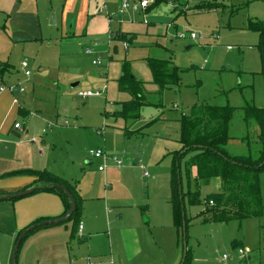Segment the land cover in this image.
I'll return each instance as SVG.
<instances>
[{"label": "crops", "instance_id": "1", "mask_svg": "<svg viewBox=\"0 0 264 264\" xmlns=\"http://www.w3.org/2000/svg\"><path fill=\"white\" fill-rule=\"evenodd\" d=\"M122 1L0 0V88L3 85L9 87L14 85L18 90L24 89L23 93L18 90L14 93L0 90V195H13L36 187L41 183L39 173L45 171L75 190V197L80 206L78 215L75 218L72 217L70 221L56 226H45L29 233L20 245L17 264H88V261L91 264H183L184 247L181 243V233L175 224L171 201L172 178L167 187L168 191L163 195L166 202L157 203L160 206L155 212H152V205L158 196L147 198L141 194L145 183L151 194V188L158 181V178L150 174L151 171L156 172L155 169L150 170V167L157 166V163L152 164L150 160L138 158L137 153L141 148L146 147L145 137L153 123L146 122L147 119L145 120L143 113L141 119L132 126L123 118L113 116L120 108V103L130 99L128 94L119 90V80L123 75L124 64L129 63L130 60L126 56L124 60H113L117 58L118 45L122 42L119 40L110 42L109 38L106 41L103 39L113 29L112 23L116 21L120 33L130 40L128 49L121 46L126 54L130 51L133 41L162 37L157 27L147 21V15L159 7L148 9L145 13L131 11L118 14ZM171 3H175L176 6L170 5ZM168 5L170 9L175 10L177 16L187 14L184 12L185 9L178 12V6L188 7L186 11L189 12L192 9L190 1L180 3L177 0V3L172 1ZM103 6H107L108 11L113 13L112 23H109L104 13H99ZM141 14L145 15L143 17L146 21L142 22ZM55 26L56 31L53 30ZM176 27V20H173L166 25L163 33L169 35L171 32L173 36L176 32L178 33ZM246 29L250 30L249 25ZM171 30L174 32L172 33ZM254 33H257V36L248 46L252 52L259 53L260 62H258L262 64L263 70V59L259 49L261 37L258 32ZM86 44L94 53L89 54L84 51L85 56L96 57L101 53L108 54L105 61L102 56L100 57L102 66L93 64L96 59L92 60V64L100 68L85 70L80 65L82 60L72 57L77 56L72 50L73 47L77 45L82 47ZM156 46L163 49L160 43H156ZM230 47L228 46V50H233ZM28 57L40 59L36 65L37 68L39 64H44L46 70L50 71L49 77L54 81V90L50 93L52 92L51 95L55 97V104L58 103L56 106H44L42 97H38L45 84L44 78L40 75L39 79L33 80L32 72L30 76H26V69L22 64ZM63 57L68 58L63 61L66 63H62ZM14 60H18L17 64L20 60L22 61L16 66ZM254 60L252 67L257 68L256 58ZM67 62L71 63V67L65 65ZM26 63L27 69L30 70V64ZM135 65L137 64L132 63L130 69L133 70ZM149 70L154 81L150 66ZM258 70L245 72L254 78L253 74H261L262 71L258 72ZM82 83L83 89L87 91H99L101 95L103 93L102 96L83 98V101L104 97L106 100L104 108L112 110L105 109L104 120L101 117L90 119L87 125L84 118L74 115L78 112L74 110L79 109L75 95L87 91L78 90L72 95L71 90H75ZM60 84L65 87L60 88ZM67 85H71V90L69 87L66 89ZM154 85L157 89L155 94H159V87L155 82ZM149 98L156 103L149 105L150 108L161 107L160 100L157 101L150 94ZM194 105H191L188 112L182 106L174 105L173 107L177 108L178 112L181 109L184 115L188 114ZM96 106L98 110L102 108V105ZM260 106H264V103ZM85 108L87 112L90 109L88 106ZM163 115H165L164 112L159 116ZM182 115L176 119L180 125V134ZM109 117L111 119L107 123ZM16 124H20L21 129L16 128ZM102 125L104 130L99 128ZM107 126L121 130L127 140L144 137L140 143L141 146L135 150L124 146L118 154H115L120 137L114 136V130L108 135ZM96 129L97 131L101 129L100 137H103L105 133L103 139L105 145L101 149L108 151L109 156L121 157L122 166L118 167L110 161L104 171H99L103 161L86 152L82 153V150L76 147L75 141L79 133L90 139ZM259 132L258 125L248 124L245 121L240 134H236L237 138L232 133L233 139L227 145L228 153L231 154L232 148L238 150V147H244L245 154L236 151V154L231 155L243 157L252 154L258 158L261 148L258 143ZM106 135L110 138L109 144L106 141ZM181 148L182 143L177 151L169 153L172 154L170 165L172 174L174 156ZM88 158H90L89 161H87ZM139 160H142L150 177H144ZM211 183L215 184L218 193L221 189L220 179L214 178ZM260 183L264 200V173L260 177ZM201 198L203 203L198 205L201 210L192 213V217L186 215L189 220L187 231L191 228L193 241L199 236L201 232L199 230L202 227L206 234H214L224 226L232 227L236 230L238 237L235 234V238L231 241L236 257L228 254L229 264H264V201L263 214L260 217H254L256 220L246 218L241 221L213 222L206 214L208 208L206 199H203L202 195ZM147 202H149L148 206ZM189 205L198 207L192 206L190 202ZM68 210L69 206L62 195L46 189L26 197L0 200V264H12L15 245L20 235L29 227L59 219L66 215ZM239 249L248 250L250 253L242 258L238 254ZM254 251H258V256H255ZM190 254L191 252L189 256ZM220 257L217 261L221 264Z\"/></svg>", "mask_w": 264, "mask_h": 264}, {"label": "rangeland", "instance_id": "2", "mask_svg": "<svg viewBox=\"0 0 264 264\" xmlns=\"http://www.w3.org/2000/svg\"><path fill=\"white\" fill-rule=\"evenodd\" d=\"M186 1H190V6L192 8L190 12L186 10L184 11L187 12L186 15L177 16V14H175V10L170 9L167 3L162 4L159 8L148 14L147 21L157 27L158 32H160L159 34L162 37H149L143 41H133L130 51H127L128 54H126L125 50L121 48V46H123L122 42L121 45H118L119 54L117 58L113 59L114 61H117V59L124 60L126 56L130 60L129 63L131 65L132 63L137 64L133 66V70L131 69L132 74H135L138 78L143 79L146 83L144 89L147 96L150 94L156 98L157 101L160 100L161 102L162 108H150V106L149 108H143L144 110L142 113L145 120L147 119L146 122L152 121L150 123H153V125L149 127L150 129H148V133L145 137L147 144L146 147L141 148V150L137 152L139 155L138 158L141 157L146 161L150 160L153 162L152 164H155V162L157 163V166L150 167V170L151 168L156 170V172L151 171V176L158 178L156 185L151 188V194L148 185L145 182V186L142 187L141 190L142 196H146L147 198L150 196H158V198L156 196L157 200L155 199V202L152 205V212H155L157 207L160 206H158L157 203L163 204L166 202L163 195L168 191L167 187L169 186V182L172 178L170 166L172 154L169 153L177 151L180 147V125L176 122V119L182 115V112L181 109L178 112V109L173 107L174 105L178 107L182 106L186 112H188L191 109V105H194L197 101L203 100L204 98L209 99V101L212 99L214 102L219 104H226L227 94L224 92L229 94L230 103L237 107H241L239 105L243 103L244 99L248 101L253 100L258 105H262L264 103V76L261 74H253V78L250 74H246V72H252V70L256 69H259L258 72L260 70L262 71V64L259 63V53L256 51V53L252 52L248 46L252 44L251 40L257 36V33H254L252 30H248L246 28L251 21L254 22L260 20L264 24V0H178L180 3H186ZM173 2L177 3V0H173ZM210 3H213L215 8H212L211 10L199 9L201 7L208 6ZM173 4L176 6L175 3ZM173 4L172 6H174ZM178 7V12L186 8H184V6ZM143 15L141 16L142 22L146 21L144 20L145 18ZM173 20H176V29H178V33L185 32L187 38H176V35H178L177 32L173 36L171 35V32L169 35L163 33L166 30V25ZM112 24L113 29L108 32L109 35L111 34L110 32L114 33L113 35L115 36L121 35L116 21ZM53 30L56 31V26ZM193 31L200 36L198 40H191V34ZM173 32L174 31H172V33ZM109 35L106 34L105 37L103 36V39L106 41L109 38ZM155 41L156 43L162 44L163 49L157 47L156 43H154ZM74 43L73 45H76ZM87 45L88 44L82 45V47L78 45L73 47L72 50L76 52L77 56L72 57H77L82 60L80 65L84 67L85 70L86 68L88 70L100 68L98 66H94L92 64V60L98 59L102 56V59L105 61L108 54L101 53L96 57L94 55L85 56L84 51L86 52L87 48H91ZM228 46H231L233 50H228ZM58 49H60V47ZM165 50H171L172 52ZM149 57L158 58L160 60H170L178 67L187 70L182 73L181 76L183 77L182 86L179 89L175 88L166 90L162 96L155 94L157 89L154 85L153 79L151 78L149 64L147 63ZM32 58L28 57L23 60V62L26 61L30 64V70H32L31 72L33 73V80H36L40 75L44 78L45 87L43 86L41 88L38 97H42L41 99L44 101V106H56L58 103L55 104V97L51 95L52 92L50 93V91L54 90V81H52L49 77L51 73L46 70L44 64H39V67L37 68L36 65L40 59ZM255 58L257 60V68L252 67L255 62ZM67 59L68 58L63 57L62 63H66L63 61ZM17 61L18 60H14L16 66L19 65L22 60H20L18 64L16 63ZM65 65H69L71 67V63L67 62ZM36 68L39 71L35 70ZM199 79L204 80V82L202 85L198 86L197 81ZM61 84L60 88L65 87ZM71 85H67L66 89L69 87L71 90ZM83 85L84 84L82 83V85L78 86L75 90L72 89V95H74L75 91L77 92L78 90L87 91L86 89H83ZM237 86H240L239 88H241V91L244 93V98L240 93L241 91L237 89ZM153 87L154 89H152ZM232 89L235 91L230 92L229 90ZM197 91L200 92V96ZM75 96L77 98L75 100L79 109L74 110V112L78 111L74 113V115L79 116V118H84L87 125L89 123L88 120L90 119L94 120V118L101 117L102 120H104L103 117L105 115V109H107V107L104 108L106 105L104 97L102 98L103 100L90 98L87 101H83V98L78 95ZM149 99L152 100L151 98ZM96 105H102V108H99L98 110V106ZM87 106L90 108L88 112L85 111L87 109L85 107ZM163 112L165 115L159 116L160 114L162 115ZM244 116V111L239 108L234 113L231 133L234 134L235 138H237L236 134H240L245 125ZM158 117L163 121L159 122L158 120L160 119H157ZM110 119L111 117L108 118L107 123H109ZM103 127L104 125L99 128L104 130ZM100 130L97 131L96 129L90 139L86 135H81V133H79V136L75 141L76 147H79L84 154L85 152L86 154H89L90 150L101 149V147L104 148L105 141L103 139L105 133L103 137H100ZM106 130L108 135L110 132H113L112 130H114V136H117L118 138L120 137L118 142L119 146L115 151V154H118L124 146L135 150V148L141 146L140 143L143 141L142 139H144V137H141L142 139H137L138 141L135 140L136 138L127 140L123 136L121 130H116L109 126L106 127ZM109 140L110 138L107 136L106 141L108 144L110 142ZM66 147L69 148L68 145H66ZM236 151H240L243 154L246 153L244 147H238V150L236 148H232L231 154H236ZM115 154L112 153V155ZM89 159L90 158H88L87 161H89ZM184 163L185 160L182 162L184 192L187 193L189 190L194 192L195 183L193 179L190 182L191 184L188 183L184 170ZM194 175L195 171L193 172V176ZM217 191L218 189L215 184L211 183L209 187H204L203 190H201V195L204 197L203 199H207L210 195L217 193ZM148 205L149 202H147V206ZM186 207V215L189 217H192V213H196V211L201 210L199 206L191 207L187 198ZM251 220H256V218H252ZM203 230L204 228L202 227V229L199 230L201 231L199 236L196 237L194 241L192 239L191 228L188 230L189 238L187 246L188 251L191 252L190 256H188L189 264H217L219 257L225 253L236 257V251L232 249L231 245V241L235 238L236 230L232 227L228 228L226 226H224L221 230L214 232V234H206ZM254 253L255 256H258V251H254Z\"/></svg>", "mask_w": 264, "mask_h": 264}, {"label": "trees", "instance_id": "3", "mask_svg": "<svg viewBox=\"0 0 264 264\" xmlns=\"http://www.w3.org/2000/svg\"><path fill=\"white\" fill-rule=\"evenodd\" d=\"M154 2L148 8L149 10L160 7L164 3H170L173 0H153ZM213 3L206 7L199 8L200 10H211L215 8ZM213 6V7H212ZM147 9V10H148ZM249 29L260 34V53L263 59V70L261 75L264 76V24L261 21H254L249 24ZM114 40L121 42H129L130 40L123 34L116 35ZM148 63L152 71L155 84L159 87V95H164V91L175 88H180L183 84L182 73L187 70H182L174 65L170 60H158L149 58ZM131 64L125 63L123 67V75L119 80V90L122 93L128 94L130 99L120 103V108L113 116L123 118L127 124L133 125L141 119L144 107L156 104L149 96L145 94V83L137 78L131 72ZM204 80L199 79L197 85H202ZM240 86L237 89L241 91ZM235 91L234 89L229 90ZM198 95L200 96V92ZM227 94L226 104H219L204 98L199 100L193 107L190 113L182 115L180 118L181 134L180 143L182 148L174 156L172 166V204L173 215L175 216V224L178 231L181 233V243H183V213L186 216V200L188 198L192 206H198L203 203L201 198V189L209 186L214 178L220 179L221 189L218 193L210 195L205 202L208 205L206 214L210 216L211 221L229 222L232 220H245L246 218L260 217L263 211L262 185L260 177L264 173V106L256 104L253 100L246 99L241 103V107L234 106L230 103L229 94ZM244 98V93L240 92ZM245 112V121L249 124L259 126L258 143L260 145V155L258 158L252 154L236 157L228 153L227 145L233 139L231 128L234 113L237 109ZM185 151V152H184ZM184 152V153H182ZM191 184L193 179L195 191L189 190L184 192L183 185V170ZM195 175L193 176V172ZM180 172V173H179ZM41 183L44 181L57 183L65 186L70 190L77 203V209L74 218L78 215L80 209L79 203L75 197V190L70 188L64 181L57 179L50 173L43 171L39 173ZM180 179V183H179ZM182 188V194L180 189ZM46 190L57 192L66 200V204L71 208L67 195L58 189ZM183 197V202L180 197ZM214 205L210 206L209 202ZM183 206H185L183 208ZM68 210V211H69ZM188 218L186 216V231L188 227ZM31 233V232H30ZM188 240V236H187ZM186 255L184 264H189L188 256Z\"/></svg>", "mask_w": 264, "mask_h": 264}, {"label": "built area", "instance_id": "4", "mask_svg": "<svg viewBox=\"0 0 264 264\" xmlns=\"http://www.w3.org/2000/svg\"><path fill=\"white\" fill-rule=\"evenodd\" d=\"M122 6H121V9L119 10L118 14H124L126 12H129V11H133L135 13H145L146 10L152 5V3L154 2L153 0H123L122 1ZM172 5V3L170 4ZM185 10H188V7L185 8ZM99 13H104L107 18L109 19V23H112L113 20H114V15L113 13H111L110 11H108V7L107 6H103L102 8H100L99 10ZM171 27V25H170ZM110 36H109V40L110 42L114 41V39L116 38L115 35H113L114 33L110 32ZM187 38V35L185 32H180L178 33V35H176V38ZM200 38V36L193 31V33L191 34V40H198ZM123 47L128 49L129 45L127 42H124L123 43ZM231 49V47H230ZM87 53L89 54H93L94 51L90 48H87L86 50ZM93 64L95 65H98V66H102V59L99 57L98 59L94 60ZM23 68L26 69L25 70V74L26 76H30L31 74V71L27 69V63H23L22 64ZM1 91H8L9 93H14L16 92L18 89L16 86L14 85H10L9 86H2L0 88ZM20 93H23L24 92V89H19L18 90ZM79 96H81L82 98L86 99L87 97H92V96H102L101 95V92L97 91V92H94V91H87V92H80L78 94ZM17 102V100H16ZM16 128L18 129H21V125L20 124H16L15 125ZM89 154L92 156V157H95L96 159H99V160H102L103 161V165L99 167V171H104L106 165L108 162H113L116 166L120 167L122 166L123 164V161L121 159V157L119 156H109L107 154V152L103 149H97V150H90L89 151ZM139 166H140V169L143 171V175L144 177H150V174H149V171H147L146 167L143 165L142 163V160H139ZM210 203V206H213L214 205V201L213 202H209ZM80 229H82V226H80ZM250 252L248 250H245V249H239L238 250V254L239 256H241L242 258L243 257H246L248 256ZM230 260V256L227 255V254H223L221 257H220V261H221V264H229V261ZM88 264H91V262L88 261Z\"/></svg>", "mask_w": 264, "mask_h": 264}, {"label": "water", "instance_id": "5", "mask_svg": "<svg viewBox=\"0 0 264 264\" xmlns=\"http://www.w3.org/2000/svg\"><path fill=\"white\" fill-rule=\"evenodd\" d=\"M184 152H182V153H184ZM179 183H180V179H179ZM45 188L62 190L67 195V197L69 199V203L71 204V208H70L69 212L66 215H64L63 217H60L59 219L51 220V221H45L44 223L33 225V226L29 227L28 230L24 231L20 235V238L18 239V241H17V243L15 245V248H14L15 252H14V255H13V259H12V264H17V259H18V253H19L20 245H21L22 241L27 237V235L30 232H32L34 230H37V229H40V228H44L45 226H56V225H60L61 223L70 221L71 218L74 216L75 211L77 209V203H76V201L74 199V196L72 195V193L70 192V190L68 188H66L65 186H63L61 184L50 183V182H46V181H44L43 183H40L36 187L29 188L25 192L14 193L13 195H0V200H2V201L13 200L15 198L26 197L29 194H32V193H34L36 191L44 190ZM180 193L182 194V188L180 189ZM180 200L183 202V197L182 196L180 197ZM184 207L185 206H183V208ZM183 217H184V219H183L182 231H183V247H184V259H183V264H184V260L186 258L187 252H188V246H187L188 231H186V216H185V212L183 213Z\"/></svg>", "mask_w": 264, "mask_h": 264}]
</instances>
